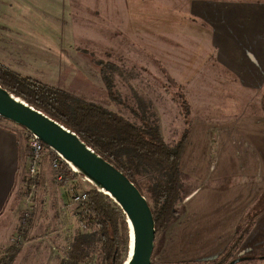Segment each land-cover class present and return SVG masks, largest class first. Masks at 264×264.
Here are the masks:
<instances>
[{"label":"crops","instance_id":"1","mask_svg":"<svg viewBox=\"0 0 264 264\" xmlns=\"http://www.w3.org/2000/svg\"><path fill=\"white\" fill-rule=\"evenodd\" d=\"M21 1L26 6L19 10L32 11L40 27L32 28L29 17L21 23L13 8L9 24L25 42L42 43L41 55L24 51L41 73L1 62L10 69L106 107L103 100L113 92L104 60L121 50L182 88L192 122L181 168L200 184L166 229L159 258L174 263L220 255L264 194V0H0L1 19ZM89 90L94 98L86 96ZM23 128L0 116L1 249L16 234L25 204ZM259 250L264 212L231 260Z\"/></svg>","mask_w":264,"mask_h":264},{"label":"trees","instance_id":"2","mask_svg":"<svg viewBox=\"0 0 264 264\" xmlns=\"http://www.w3.org/2000/svg\"><path fill=\"white\" fill-rule=\"evenodd\" d=\"M0 84L75 131L93 149L124 171L140 188L152 207L156 237L178 219L181 212L179 204L186 197L181 163L189 127L185 129L182 137L171 145L165 140L158 125L146 122L140 127L112 115L99 106L79 100L77 107L67 105L64 100L69 97L65 93L1 63ZM180 106L185 114L187 113L188 119L191 108L185 98L180 101ZM98 119L103 122L100 129L97 127ZM143 170L148 175L147 185L141 184ZM88 194V222L96 223L97 229L90 233L78 234L67 257L61 259L59 264H85L84 261L94 251L98 252L102 264H123L128 256L130 244L127 217L122 208L98 188L88 191ZM262 200L264 194L244 216L245 224L243 221L240 224H243L244 230L238 232L229 247L217 257L160 264H228L232 261L228 259L233 256L256 219L264 212ZM254 207L256 210L253 212ZM15 252V248L8 249L1 257L0 264H13ZM254 258L263 260L264 255ZM245 259L250 258H242L235 264Z\"/></svg>","mask_w":264,"mask_h":264},{"label":"rangeland","instance_id":"3","mask_svg":"<svg viewBox=\"0 0 264 264\" xmlns=\"http://www.w3.org/2000/svg\"><path fill=\"white\" fill-rule=\"evenodd\" d=\"M3 1L5 2V0ZM22 5L26 6L22 1L20 4L14 3L12 7H9L8 9L5 8L6 12H1L5 17L1 19L0 16V63L3 62L5 65L18 68V70L20 69L23 73L35 75L36 73H41V66H38V64L35 63V60L26 59L24 57V51L27 50L30 53L34 51L39 54L43 48L42 43H34L32 41L25 42L24 36H18L15 34L14 27L17 26L13 27L9 24L12 22L10 20V16L12 15L10 14L14 13L12 12L14 9L15 12H17V10L19 11L18 18L21 23L23 20H27L28 17L30 19L31 14H34L32 11L28 10L22 13L19 10ZM33 5L35 4L30 5V7L33 8ZM11 8H13V10ZM30 21L32 28L40 27L34 24L32 19H30ZM18 25L21 26L20 23H18ZM30 39L32 38H27V40ZM123 52L124 51L121 50L116 52L112 51L109 56L111 59L104 60L106 63L104 71L110 74V76H106L111 79V82L110 84H107V87L108 90L113 93H111L112 98L107 95L105 96V100L103 101L106 107L101 108L122 120L140 127L146 122L158 125L168 144L174 145L182 137L185 129L189 127L190 130L191 127L192 117L190 116L187 119V113L185 114L180 106V101H182L183 98L187 100L186 94L168 75L149 69L145 64L140 62L133 53L127 54V56L124 55ZM100 54L101 56H106L105 53ZM110 64L113 66H110ZM31 78L39 81L36 78H33V76ZM58 90L63 92L60 89ZM94 92L95 91L89 90L86 93V96L88 98H94V95L96 96V93ZM65 95L69 97L64 100L67 105L77 107L78 100L82 101V103H91L80 99L71 93H65ZM188 120H190L189 124ZM96 122L98 129H100L103 122L101 123L99 119ZM25 131L26 130H24V132ZM50 161L51 156L48 155L44 160L42 170L44 173L42 177L45 178L44 185H42L43 188H38L35 207L33 209L34 215L32 216L29 228L31 235L30 240L24 246L15 248L16 252L14 254L16 258L13 264H59L61 259L67 257L68 252L71 250L74 238L78 234L90 233L94 229H97L96 223L93 222H88L87 228H82L80 226L78 205H69L68 208L65 207L66 204L71 202V194L73 190L80 189L91 191L97 187L92 184V182L83 180L80 176H76L67 185H57L56 187L52 177ZM142 177L141 184L143 183V185H147L148 175L145 170H143ZM184 184L186 188V199L188 194H190L193 189L197 188L200 183L185 172ZM24 192L25 191H23V196ZM185 199L179 204V209L181 210L180 215L184 211ZM262 203H264V200H262ZM25 207H27L25 204L24 208H21V205H19V212L21 214L18 215L19 228L21 226L22 213L24 212V209H26ZM255 210L256 207L253 208V212ZM260 216L261 215H259V217ZM243 220L244 217H242L240 223H242ZM255 223L256 221L254 222V225ZM243 224H245V221H243ZM243 224L238 229V232L244 230ZM18 230L14 237H16ZM165 231L166 230L159 232L155 239L152 264L163 263L160 262L159 256L163 245L166 242ZM241 245L237 248L231 258H234ZM6 248H0V259L6 253H2ZM263 255L264 250H259L258 253L253 251H243L242 255H239L236 259H253L238 264H264V259L261 260L254 258ZM231 258L228 260H231ZM84 262L85 264H102L97 251L91 253Z\"/></svg>","mask_w":264,"mask_h":264},{"label":"water","instance_id":"4","mask_svg":"<svg viewBox=\"0 0 264 264\" xmlns=\"http://www.w3.org/2000/svg\"><path fill=\"white\" fill-rule=\"evenodd\" d=\"M0 116L36 134L74 164L99 191L108 194L132 225L133 252L123 264H152L156 226L147 197L131 178L93 149L80 135L0 84ZM130 231V230H129ZM234 259L228 264H235Z\"/></svg>","mask_w":264,"mask_h":264},{"label":"built area","instance_id":"5","mask_svg":"<svg viewBox=\"0 0 264 264\" xmlns=\"http://www.w3.org/2000/svg\"><path fill=\"white\" fill-rule=\"evenodd\" d=\"M26 147L28 153L27 175L24 183L25 207L22 213L21 226L16 237H12L9 247L4 249L5 253L10 248H19L24 246L30 240V224L34 215L35 200L39 188V180L42 174L44 160L48 155L51 156V168L54 184L64 186L70 183L76 176H80L83 180H87L81 173L74 171L68 161L56 150L46 145L36 134L25 129ZM90 200L88 191L75 189L71 194V202L66 204L79 206V221L82 228H87L88 224V209L87 204ZM93 264V263H89Z\"/></svg>","mask_w":264,"mask_h":264},{"label":"bare ground","instance_id":"6","mask_svg":"<svg viewBox=\"0 0 264 264\" xmlns=\"http://www.w3.org/2000/svg\"><path fill=\"white\" fill-rule=\"evenodd\" d=\"M67 161H68V160H67ZM68 164L70 165V167H71L74 171L80 173L79 169H78L74 164H72L70 161H68ZM92 184H93V183H92ZM129 230H130V255H131L132 252H133V230H132V225H131L130 222H129Z\"/></svg>","mask_w":264,"mask_h":264}]
</instances>
